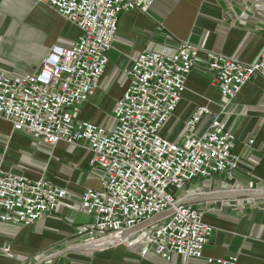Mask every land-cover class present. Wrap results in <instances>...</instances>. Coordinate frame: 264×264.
Listing matches in <instances>:
<instances>
[{
  "label": "built area",
  "instance_id": "built-area-1",
  "mask_svg": "<svg viewBox=\"0 0 264 264\" xmlns=\"http://www.w3.org/2000/svg\"><path fill=\"white\" fill-rule=\"evenodd\" d=\"M80 35L71 48L54 46L33 72L19 77L0 70V119L12 131L53 147H80L100 169L101 188L80 196L81 211L90 217L76 229L86 246L125 243L169 261L202 259L213 228L202 211L181 204L180 194L196 180L232 179L239 155L235 137L219 116L197 107L184 122L180 143L162 136L186 90L188 75L199 60L198 47L184 42L161 51L138 53L125 72L128 86L115 102L113 125L103 127L80 119V108L96 92L122 13L148 12L153 0H41ZM210 85L227 101L255 76L264 80V49L251 65L207 52L203 60ZM204 130L198 131L203 121ZM67 191L43 178L31 180L0 171V221L30 226L51 215ZM159 222L132 233L125 231L156 215ZM9 253V249L3 250ZM236 257L208 258L207 264H236Z\"/></svg>",
  "mask_w": 264,
  "mask_h": 264
},
{
  "label": "crops",
  "instance_id": "crops-1",
  "mask_svg": "<svg viewBox=\"0 0 264 264\" xmlns=\"http://www.w3.org/2000/svg\"><path fill=\"white\" fill-rule=\"evenodd\" d=\"M242 8L236 0H153L146 13H122L105 73L80 108L81 120L111 127L115 102L128 86L125 72L138 53L184 42L198 47L196 68L164 130L170 132L169 140L180 143L186 119L197 107H206L234 135L232 152L240 158L232 179L196 180L180 194L182 201L207 199L193 205L213 228L203 258L185 262L175 255L166 261L153 253L142 257L139 247L125 243L102 249L82 245L76 229L90 217L81 211L80 196L88 188H101L102 172L90 164L91 153L64 143L44 145L0 119V171L43 178L67 191L51 215L30 226L0 221V264H207L208 258L228 257H236V264H264V80L253 77L227 101L210 85L203 63L207 52L245 65L259 60L264 14ZM79 35L77 27L41 0H0V70L9 76L35 71L52 47L71 48ZM206 126L205 120L198 131ZM238 194L245 197L231 196Z\"/></svg>",
  "mask_w": 264,
  "mask_h": 264
},
{
  "label": "water",
  "instance_id": "water-1",
  "mask_svg": "<svg viewBox=\"0 0 264 264\" xmlns=\"http://www.w3.org/2000/svg\"><path fill=\"white\" fill-rule=\"evenodd\" d=\"M230 196V195H229ZM231 196H235V197H245V194H238V195H231ZM248 197H253V198H257L259 196L257 195H247ZM207 199H201V197H197V196H194V197H189V198H186L184 199L181 204H184V205H194V204H197L201 201H206ZM169 213H164V214H160V215H156L154 216L153 218L145 221L144 223L134 227L133 229L129 230V231H125L123 233V236L122 238H127L129 237L132 233L138 231V230H141L143 228H147L157 222H159L160 220H162L164 217H166ZM105 247H109V245H106ZM105 247H101L102 248H105ZM94 248H97L99 249L98 247H92V249Z\"/></svg>",
  "mask_w": 264,
  "mask_h": 264
},
{
  "label": "rangeland",
  "instance_id": "rangeland-1",
  "mask_svg": "<svg viewBox=\"0 0 264 264\" xmlns=\"http://www.w3.org/2000/svg\"><path fill=\"white\" fill-rule=\"evenodd\" d=\"M236 1H239V4L242 5V7H243L242 9L245 12H253L256 15L257 14H264V0H236ZM160 134L162 136H166L167 138L170 136V132L167 129L164 130V128L160 131ZM107 245H109V244H107ZM105 246L106 245H104V247Z\"/></svg>",
  "mask_w": 264,
  "mask_h": 264
},
{
  "label": "bare ground",
  "instance_id": "bare-ground-1",
  "mask_svg": "<svg viewBox=\"0 0 264 264\" xmlns=\"http://www.w3.org/2000/svg\"><path fill=\"white\" fill-rule=\"evenodd\" d=\"M61 201H62V200H61ZM61 201H60V202H61ZM60 202H59V203H60ZM82 245H84V244H82Z\"/></svg>",
  "mask_w": 264,
  "mask_h": 264
}]
</instances>
